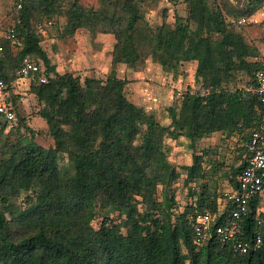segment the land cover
<instances>
[{
  "label": "trees",
  "instance_id": "16d2710c",
  "mask_svg": "<svg viewBox=\"0 0 264 264\" xmlns=\"http://www.w3.org/2000/svg\"><path fill=\"white\" fill-rule=\"evenodd\" d=\"M185 1L190 7L185 22L144 39L168 57L166 67L176 70L192 57L198 61V87L183 92L181 112L170 108L172 123L165 126L125 96L128 81L115 71L106 82L86 79L85 85L73 74L57 73L35 29V22L64 14L66 36L82 28L114 35L113 64L137 63L142 59L137 0H102L101 9L80 0H25L18 9L16 0L14 24L2 38L0 79L18 114L11 99L16 72L24 58L43 60L48 81L30 88L44 104L39 114L55 146L21 140L1 148L0 264H264V250L241 255L217 239L201 248L195 244L190 214L195 208L216 211L218 201L203 193L177 213L175 197L167 191L179 172L166 152V140L174 134L192 143L216 132L238 134L243 160L237 177L244 169V144L264 114L248 88L264 70V58L246 41L239 20L263 7L264 0H245L242 6L227 0ZM229 16L236 20L230 22ZM242 72L250 86L231 90V79ZM63 161L69 164L61 168ZM184 170L188 182L202 178V159L194 156ZM262 203L257 198L250 204L243 220L246 239L253 236L258 218H264Z\"/></svg>",
  "mask_w": 264,
  "mask_h": 264
},
{
  "label": "rangeland",
  "instance_id": "374dc122",
  "mask_svg": "<svg viewBox=\"0 0 264 264\" xmlns=\"http://www.w3.org/2000/svg\"><path fill=\"white\" fill-rule=\"evenodd\" d=\"M227 1L234 6H242L245 0ZM15 2L16 0H0L2 38L7 36L8 30L14 24ZM137 2L140 8L138 43L142 58L137 63L113 64L116 45L114 35H94L88 29L82 28L73 36H66L64 14L54 17L51 22H46L45 19L35 22V29L40 34L41 46L57 73L73 74L85 85L86 79L106 82L115 71L117 78L128 81L125 96L148 113H155L161 124L169 126L172 123L169 109L176 107L178 114L182 110L183 95H178L179 91L183 93L187 88L199 85L196 79L198 61L192 57L183 61L176 70L166 67L168 57L155 51L153 41L145 42L144 39L152 38L153 32L174 28L177 21L185 22L190 16V7L185 0ZM80 4L94 9L103 7L102 0H80ZM64 6L67 7L66 4ZM246 19L241 31L246 41L256 46L264 58V6ZM229 20L233 23L236 18L229 16ZM95 56L99 57L97 61H93ZM39 60L43 62L42 59ZM248 60L257 61L254 58ZM30 85V82L20 79L11 94L18 111L17 125L5 124L0 116V162L3 159L1 148L21 140H32L47 149L55 146V140L49 134V126L39 114L44 104L38 101ZM229 86L231 90H245L250 86V78L243 72L236 73ZM175 131L178 133L179 130ZM242 146L241 136H229L222 132H216L211 137L194 143L185 135L174 134L169 137L166 140L168 160L179 172L176 182L167 191L169 196L175 197L178 207L175 211L182 213L203 193H209L212 199L218 201L225 191L233 188L234 179L237 178L236 171L241 167L243 160ZM194 156L202 159V178L188 182V173L184 167L193 164ZM66 164L69 162H61V168ZM162 192L163 185H160L159 201H162ZM93 225L97 227L99 221L96 220Z\"/></svg>",
  "mask_w": 264,
  "mask_h": 264
},
{
  "label": "built area",
  "instance_id": "2783aa9c",
  "mask_svg": "<svg viewBox=\"0 0 264 264\" xmlns=\"http://www.w3.org/2000/svg\"><path fill=\"white\" fill-rule=\"evenodd\" d=\"M18 9L23 7L25 0H17ZM234 1V0H232ZM245 17L239 23H246ZM9 38H15V32L9 31ZM3 51L0 37V52ZM18 79L30 84H45L48 81L46 68L42 61L24 58L17 70ZM8 85L0 79V116L10 126L17 125L19 118L10 102H8ZM248 91L256 94L264 106V70L256 73V84ZM194 91L192 90L191 93ZM178 95H183L179 91ZM246 165L237 177V186L223 193L221 205L216 211L209 208H195L189 219L194 233V242L201 248L212 239H217L223 245L241 255L250 254L256 250H264V221L258 218L257 227L251 239H246L243 220L249 212L252 201L264 196V114L255 129L250 133L244 144Z\"/></svg>",
  "mask_w": 264,
  "mask_h": 264
},
{
  "label": "crops",
  "instance_id": "0c3cea01",
  "mask_svg": "<svg viewBox=\"0 0 264 264\" xmlns=\"http://www.w3.org/2000/svg\"><path fill=\"white\" fill-rule=\"evenodd\" d=\"M99 59V57H93V61H97ZM263 199V203L259 209V212L262 213L264 215V196L262 197ZM221 205V198L218 200V206H217V209L219 208V206ZM263 221H264V218H263Z\"/></svg>",
  "mask_w": 264,
  "mask_h": 264
}]
</instances>
